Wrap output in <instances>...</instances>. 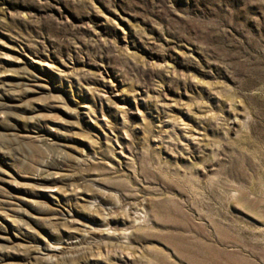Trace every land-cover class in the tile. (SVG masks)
Segmentation results:
<instances>
[{"label":"rangeland","instance_id":"rangeland-1","mask_svg":"<svg viewBox=\"0 0 264 264\" xmlns=\"http://www.w3.org/2000/svg\"><path fill=\"white\" fill-rule=\"evenodd\" d=\"M0 264H264V0H0Z\"/></svg>","mask_w":264,"mask_h":264}]
</instances>
